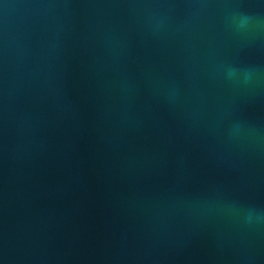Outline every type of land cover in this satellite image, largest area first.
Returning <instances> with one entry per match:
<instances>
[{"label": "water", "instance_id": "1", "mask_svg": "<svg viewBox=\"0 0 264 264\" xmlns=\"http://www.w3.org/2000/svg\"><path fill=\"white\" fill-rule=\"evenodd\" d=\"M0 264H264V0H0Z\"/></svg>", "mask_w": 264, "mask_h": 264}]
</instances>
